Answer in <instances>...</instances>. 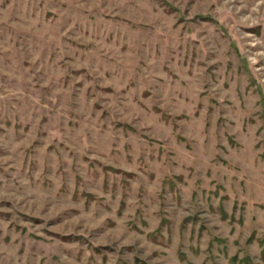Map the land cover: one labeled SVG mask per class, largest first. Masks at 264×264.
I'll use <instances>...</instances> for the list:
<instances>
[{"label": "rangeland", "instance_id": "rangeland-1", "mask_svg": "<svg viewBox=\"0 0 264 264\" xmlns=\"http://www.w3.org/2000/svg\"><path fill=\"white\" fill-rule=\"evenodd\" d=\"M0 264H264V0H0Z\"/></svg>", "mask_w": 264, "mask_h": 264}]
</instances>
